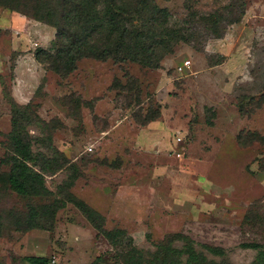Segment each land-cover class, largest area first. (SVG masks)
Instances as JSON below:
<instances>
[{
    "label": "rangeland",
    "instance_id": "obj_1",
    "mask_svg": "<svg viewBox=\"0 0 264 264\" xmlns=\"http://www.w3.org/2000/svg\"><path fill=\"white\" fill-rule=\"evenodd\" d=\"M153 1L168 16L149 64L81 58L66 74L49 68V22L0 6V264H126L127 243L134 264H159L158 243L183 246L174 234L205 264H253L264 250V0ZM130 19L146 32L143 13ZM11 100L41 119L23 120L36 157L52 145L68 161L43 173L48 194L20 195L7 180ZM69 195L121 239L104 238ZM53 199L66 202L51 214Z\"/></svg>",
    "mask_w": 264,
    "mask_h": 264
},
{
    "label": "trees",
    "instance_id": "obj_2",
    "mask_svg": "<svg viewBox=\"0 0 264 264\" xmlns=\"http://www.w3.org/2000/svg\"><path fill=\"white\" fill-rule=\"evenodd\" d=\"M28 4V5H27ZM31 4V6H30ZM129 0H61L60 9L49 11L41 6V0H0V6L29 14L33 18H44L55 29L54 37L50 42L49 51L54 50L56 66L49 67L56 73H68L75 69L77 60L91 58L98 61L111 60L113 62H139L149 64V58L154 56L156 46L165 42L166 35L161 27L167 18V10L157 6L153 0H136V13L127 9ZM42 7L46 9L43 15L37 13ZM59 8V6H58ZM144 14L147 18L146 32L134 30L130 16ZM55 16V17H53ZM162 22H159V20ZM150 39V41H147ZM39 54L48 55L47 51L37 49L33 57L38 62H43ZM156 64V63H154ZM10 131L8 137L12 146L11 154L7 161L10 162L7 180L11 188L20 195L41 196L50 193L43 183V173L52 172L68 163L67 159L51 145L49 148L52 157L36 154L31 151L25 131V122H40L36 113L29 111V105H19L10 101ZM158 111L145 115L143 122L154 120ZM41 159L40 165L36 162ZM30 162V163H28ZM32 163V164H31ZM34 166V167H33ZM71 179L68 181L70 185ZM71 202L86 218V220L110 243L121 239L124 232L121 229L105 230L102 227V216L88 207L83 201L69 195ZM66 200L53 199L44 209L53 214L58 208L64 206ZM174 238L184 241L181 248H172L168 241L158 243V251L153 255V260L159 264H181L179 257L185 254L182 264H205V257L195 252L190 240L181 234H174ZM119 251L124 256L126 264H134L136 254L134 248L129 246ZM257 246V245H252ZM211 254L218 255L220 247H208ZM97 258V257H96ZM95 258V259H96ZM28 264H49V259L43 256L25 257ZM253 264H264V250L256 253Z\"/></svg>",
    "mask_w": 264,
    "mask_h": 264
},
{
    "label": "built area",
    "instance_id": "obj_3",
    "mask_svg": "<svg viewBox=\"0 0 264 264\" xmlns=\"http://www.w3.org/2000/svg\"><path fill=\"white\" fill-rule=\"evenodd\" d=\"M187 63H188V61H183V62L181 63V65L177 66V69H178V70H182V68H183L184 66H186Z\"/></svg>",
    "mask_w": 264,
    "mask_h": 264
}]
</instances>
